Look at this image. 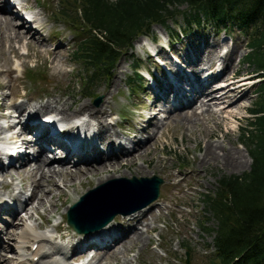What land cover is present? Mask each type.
I'll use <instances>...</instances> for the list:
<instances>
[{
    "label": "rangeland",
    "instance_id": "1",
    "mask_svg": "<svg viewBox=\"0 0 264 264\" xmlns=\"http://www.w3.org/2000/svg\"><path fill=\"white\" fill-rule=\"evenodd\" d=\"M37 1L45 4L49 12L47 11L48 13H44V16L41 15L37 17L39 23H44L45 28L42 32H38L36 37H48L51 32H57L53 42L40 44V46L43 45L41 47L42 49L40 46H36L39 50V52H37L31 49L28 50L25 41L16 44L11 42L9 38L12 36V33L10 32H8V35L4 34V37L0 40V98L4 96L3 101L0 103L3 104L4 107L12 110L16 105L21 103L27 104V106L36 103L44 104L48 101L50 92L55 97H57V95L59 96L58 102L60 103L70 104L72 102H86L94 108L102 106L104 98L108 96L107 102H110V107L107 105L109 112L106 120H111L109 114L116 113L118 116H116L118 118L117 125L123 128V130L121 129L123 133L120 134H124L125 137H132L131 135H133L139 127V125H137V122L139 123L137 116L143 114L141 117L144 119L147 115L149 104L154 100V96H150L152 95L151 92L147 91L150 84L147 85L146 81L145 87L143 86L144 88H141L136 94H132L126 87V80L131 76L132 66L136 64V60L142 64L141 73L144 74V70H149L151 74L153 73L155 76L161 78V75L158 74L167 70L151 56L150 53L153 54L154 51L157 52V57H160L161 61L170 59L174 56L179 58V61L183 63V57L188 55L187 49L189 45H193L194 48L197 49L198 44L201 42H205V46H207L209 42L222 41L223 46L221 49H218V52L221 50L220 52L225 54L229 50H235L232 58L233 67L228 68L221 76V79L236 78V80H242L245 76H248V78H250V83L246 84L245 88L241 89L245 96L238 100L236 104L231 105V107L227 109V112L225 110L224 114H218L222 120H220L217 115L206 116L209 121L206 117L205 119H203V117H197L200 119L198 123L190 127L183 123L180 124V122H176V119L172 117L173 114H171L167 121H162L163 123L158 121L159 124L156 130H148L144 133V135H146H143V138H146L148 135H152V133H155L161 128L156 134V140L152 142L153 146L151 143L148 144L146 149L147 153L142 155V159L137 158V160H135L136 168L142 169V171L149 170L152 174L149 176L141 175V171L137 169L133 171L132 177L150 178L152 176H157L163 181L158 199L148 207H151L150 211L153 212L151 213L152 217L147 215V218H145L146 222L143 221L141 224L137 225L139 230H144L145 235H143L142 240L138 243L128 244L126 246L127 250L124 253H122V249L118 246L114 249L117 253L116 255L108 254L109 256L106 255L104 257V253L98 252L92 260V264H125L124 262H126V264H185L186 258L183 248L187 246L189 249L190 264H211L212 260L215 262L212 248V239L214 235H209L204 232L202 228H204V224L207 228H215L216 224L214 220L209 219L211 216L205 211L202 202L204 199L203 196L213 193L217 186L216 180L218 176H239L249 171L251 158L245 146L239 145L241 134L239 128H242L246 121L251 118L247 110L251 108L253 102L257 100L258 97L255 92L257 88L260 87L259 84L261 81H264V79H257L259 74H255L254 68L243 61L245 56L250 52V48L247 46L248 38L246 39L238 29L232 32L228 31V33L224 32L222 29L218 30L213 25L206 22L202 23L199 27L190 25L189 29H187L183 15L181 13L177 14L175 17L168 19L165 25H152L148 34L144 37H140L134 42L146 40L144 46H142L143 48L134 46L133 44L132 50H129L126 55L120 58L110 80H100L94 85L93 90L90 91L91 94L101 98L100 103L95 105L93 104L95 98H83L80 95V83L82 82V78L86 77V70L80 63L73 62L70 56L75 48L78 36L76 32L70 28L69 24L59 15V19L55 16L60 11L61 3L65 4L66 0ZM29 3H31L30 5L32 6L34 1L29 0ZM185 8L186 6L183 5L179 6L178 9L182 10ZM39 9L40 7H37L35 11L37 12ZM26 27L28 26L26 25ZM1 28L3 33H6L5 28L3 26ZM168 36L171 42L166 44ZM159 47L167 49L162 48L163 51L160 55ZM55 49L56 53H58L51 55V52ZM213 61L217 64L216 68L219 66L222 67V63L219 64L218 59H214ZM233 68H237V72H233ZM11 69L12 71H10ZM28 71L40 75L41 78L29 80L25 76ZM69 97H71V99ZM218 104L219 106L213 107V109L222 107V104ZM223 107H225V105H223ZM2 111L4 113L5 110L2 109ZM190 112L191 110L185 111V113ZM123 116L125 118H123ZM157 118H159V115ZM228 118L232 121L228 120ZM215 122L216 124H214ZM161 124L164 125L161 127ZM0 125H4L1 118ZM215 125H217L218 128H215ZM115 130L116 133H119L118 128H115ZM209 130H214L213 132L215 133L210 135L208 134ZM206 143L210 145L219 144L217 149H220L221 144L226 150L238 153L241 156L242 166L240 168H226L221 159H217L218 161L216 160L213 162V164L217 163L216 165L210 162V164H205L203 166L201 158ZM234 156L236 157L237 154ZM143 161H150V165H153L155 170H153L152 166H148L147 168V162L144 164ZM243 161L245 164H243ZM180 164L181 167L186 168L182 169L179 167ZM179 171H181V173ZM182 171L191 172L193 179L191 178L179 184L178 182L184 180V175L187 174ZM169 174H171V176H169ZM126 178L130 179L131 177ZM93 184L94 183L91 182V186H93ZM67 191L69 194L73 195L71 190ZM85 192L87 191L84 189V192L81 193L80 196ZM73 197L75 196L73 195ZM79 197L77 199H79ZM34 205L35 203L28 205L29 209ZM56 205V207H58L57 214L55 212L53 213L55 216L50 221L49 226H41V229H45L41 232L53 234V226L59 222L61 219L59 215H61L63 211L60 209L59 204ZM47 209H49V204L45 203L39 207L37 211L34 212L31 209L29 211L33 212V218H35L34 216L36 214H42L49 218L50 216L45 214ZM129 210L132 209H128L127 211ZM10 218L11 217L5 216V218L1 220L5 222ZM16 218L22 219L24 216L20 212L19 217ZM115 218H119V215ZM116 221H118V219H116ZM21 222L25 224L24 219H22ZM27 223L35 228L38 223L43 224L44 220H35ZM146 224L150 226L148 232H146ZM63 226L65 227L67 225L64 224ZM68 230L72 231L70 228H68ZM32 231L35 234L40 233V231ZM63 231L64 230H62L61 233H63ZM17 234L18 232H16V238ZM0 238L2 239L0 242V264L5 258H8V264H14V262H10L12 260L11 252H14V249L10 248L11 250H8V247L15 245L14 242H16L17 239H8L6 235L3 236V234H0ZM56 242H60L63 245L65 244L64 241ZM72 256L80 257L81 254L76 253Z\"/></svg>",
    "mask_w": 264,
    "mask_h": 264
},
{
    "label": "bare ground",
    "instance_id": "2",
    "mask_svg": "<svg viewBox=\"0 0 264 264\" xmlns=\"http://www.w3.org/2000/svg\"><path fill=\"white\" fill-rule=\"evenodd\" d=\"M9 1L10 0H0V40L4 37V34L8 35V32H10L12 33V36L9 38L11 42L16 44L25 41L28 50L31 49L37 52H39V50L36 46H40V44L43 43L53 42L54 36L57 32H51L50 36L48 37L44 36L43 38H37L36 34H38L39 31L42 32V30L45 28L44 23L41 22L39 24L40 29H34L27 25L26 22L19 18L17 14H13L11 10H9V7L11 6ZM33 1L34 4L32 6L36 5L40 7V9L36 12L37 17H40L41 15L44 16V13L49 12L45 4L40 3L37 0ZM25 2L31 4L29 3V0H26ZM26 25L28 27H26ZM2 26L5 28L6 33H3L1 30ZM140 43L141 41L136 42L137 46ZM42 46H40V48ZM222 46V41H212L209 42L207 46H204V44L200 43L198 44L197 49L194 48L193 45H189L187 49L188 55L183 57L184 64L181 62L183 64L182 66L185 67L184 70L176 67L171 59V63L168 61V59H166L168 66L172 68V73L175 76L172 78L168 76H162L153 87L147 88V91H151L154 94V100L148 106V112L144 119H142L141 115H138L139 123H137V125H139V127L134 132L132 137H125L124 134H120L123 133V129L121 130V128L118 130L119 133H116L115 128L118 126L117 123L109 121L108 119L106 120L109 112L107 105L110 107V102H107L108 96L104 98L102 106L94 108L86 102H72L70 104L60 103L58 102L59 96L57 95V97H55L50 92L48 97L49 99L44 104L36 103L27 106V104L25 105L24 103H21L16 105L13 110L7 108L10 111L9 113H13L12 115H16V113L19 114L17 122L19 125H22V132L19 134V137L22 139V146L24 147H33L31 142H28L30 138H25L27 137L25 131L36 133L35 142L37 143H43L44 145L49 146L53 144V141L50 140V137L46 138L47 134L42 132L40 127L33 124L34 121H37L39 115L55 116L66 125H68L71 120L85 119L86 121L80 126L82 128H88L94 133L93 137L91 136L85 140H80L74 135L68 137L70 139V145H62L66 154L64 159L57 162V168H52L50 165L51 163H48L47 161L29 155L20 156L18 158V161L20 162L19 167L13 169L9 167H2L0 161V188H3L4 186L11 188L12 181H14L15 178H19L21 190L18 191V194L24 195L26 190H31L30 196L25 198V202L18 205L16 209L8 208V206L5 205H0V234H3V236L6 235L8 239H17L14 243L21 245L30 243L31 246H36L35 251L28 255L24 253H18L20 260L12 259L10 262H14V264H56V262L53 261V258H56L57 256L67 257L69 253L72 254L76 250L84 248L85 246H92L99 251L104 249L105 251L101 250L100 252L104 253L105 257L108 254L116 255L117 253L114 250L115 247L119 246L122 249V253H124L127 250L126 246L128 244H135L142 240L145 232L143 229L139 230L137 225L145 221L147 215L152 217L151 213L153 212L150 211L151 207L144 208L143 210L140 209L126 216L119 215V218H114L109 224L101 228V230H104V232L99 235H77L76 232H73V230L69 231V227L59 226L60 229L64 230L63 233L58 234L59 239L61 241H65L66 245H70V249H68V246L64 248L63 245H58V243L53 241L52 237L50 236H46L44 234H34L32 231L33 229H31V227H27L21 221L22 219L31 220L33 218V212L29 210L31 209L35 212L45 203L49 204V209L45 211V214L48 216H52L54 212L56 213L58 211L56 204H59L60 209L63 210L62 214H65L68 208L76 202V199L80 196V194L84 192V189L85 191H88L90 188H94L93 186L97 187L114 179L132 177L134 170H140L141 175H151L152 172L149 170L142 171V169L136 168L135 160H137V158L142 159V155L147 153V145L150 143L152 144V142L156 140V134L161 128L155 133H152V135H148L146 138H143V135L148 130H156V127H158L157 116L162 113L161 109L165 104H168L169 107L168 111L163 113L166 116L164 117L163 122L168 120L171 114H173L172 117L176 119V122H180V124L183 123L184 125L191 127L192 125L195 126L200 120L197 117H203V119H205V117L208 115H217L220 118L218 114H224L225 110L227 112V109H229L231 105L236 104L238 100L242 99L245 94H243V90L241 89L245 88V85L250 83V78L245 76L238 82L240 84L237 86L231 84L230 80L233 78H225L221 81L228 84L226 87V90L228 91L224 95V102L226 104L221 103L222 107L218 111L210 109L211 103L218 102L214 100V98L211 96V91L208 89L210 83L223 75L228 68L233 67L232 58L235 50H229L223 54L224 56H222L220 54L221 50L218 52V49H221ZM56 49L51 52V55L58 53H56ZM159 52L160 54L162 53L160 49ZM214 59H218V61L222 63V67L217 68L218 70L220 69V71H214L205 79L200 80V78L204 75V72H210L213 70L215 66L213 61ZM187 69H189L188 72L190 76L185 73V70ZM10 71H12V69ZM233 72H237V68H233ZM187 88L188 90H186ZM71 97L69 98L71 99ZM3 99L4 96L0 98V102L3 101ZM198 101L199 105L194 108L193 106ZM223 105H225V107H223ZM5 108L6 107L0 103V118L4 117L2 109ZM186 110H191V112L185 113ZM7 115L6 117L9 119L12 118L13 122H16V118H14V116L11 117ZM114 115L115 114H109V117L114 118ZM25 116L28 117V120L22 123L23 117ZM230 118H228V120H231ZM220 120L222 119L220 118ZM214 124H216V122ZM163 125L164 124H161V127ZM215 128H218V126L215 125ZM213 131L214 130H209L208 134L211 135L215 133ZM3 132V127L0 125V135ZM14 137V135L11 136V138ZM125 144H133V149L127 150ZM218 145L219 144L210 145L209 143H206L205 150L203 148L204 151L201 158L203 166L205 164H210V162L213 164V162L217 159H221L224 167L226 168H240L242 166L241 156L238 153L226 150L221 144L220 149H217ZM235 154H237L236 157L234 156ZM146 162L147 168L148 166H152L153 170H155L154 166L150 165V161ZM146 162L143 161L144 164H146ZM243 164H245V162ZM13 166L15 165L13 164ZM169 176H171V174H169ZM184 176V180L178 182L179 184L192 178L191 172H187V174ZM6 178H9L10 182H5ZM91 182L94 183L93 186H91ZM67 190H71L75 197H73L72 194H69ZM124 190L125 188L123 186H118V184L113 185L101 195L94 206H89L87 208L84 216H82L81 213L79 215H75V212H73V218L78 219L77 223L82 227L91 228L92 226H98L99 222L105 219L110 212L114 211L111 207H114L115 204L110 203L112 206H105L103 205V202L111 197H120L124 195ZM16 194L13 195V199H15V201H17ZM85 194L86 192L82 194V196ZM33 203H35V205L29 209L28 205ZM135 205V202L127 201L123 203V206L115 209H119L120 211L128 210L133 208ZM15 210L19 211L13 212ZM94 210H97L98 212H94ZM20 212H24L26 218L24 217L22 219H17L16 217H19ZM9 214H11V218L8 221L3 222L1 219H4L5 215ZM116 219H118V221H116ZM44 221L45 223H48V218L45 217ZM37 226L40 227V224L38 223ZM59 227L54 228V230L58 231ZM145 227L147 228L146 232H148L150 230V226L146 224ZM16 232H18L17 238ZM107 234H113L112 243L108 249L107 247L101 248L95 241L97 240L98 236ZM116 234H119L121 239L116 237ZM1 238L0 242L2 240ZM10 248L12 247H8V249ZM76 258H81V256H76ZM124 263L126 264V262ZM1 264H8V260L5 258Z\"/></svg>",
    "mask_w": 264,
    "mask_h": 264
},
{
    "label": "trees",
    "instance_id": "3",
    "mask_svg": "<svg viewBox=\"0 0 264 264\" xmlns=\"http://www.w3.org/2000/svg\"><path fill=\"white\" fill-rule=\"evenodd\" d=\"M183 5L185 9H178ZM180 13L187 29L205 22L225 32L238 29L250 48L243 61L264 79V0H66L55 16L78 36L70 56L86 70L80 95L94 99V85L110 80L133 42L152 25H165ZM135 62L126 80L132 94L142 87L141 62ZM26 77L41 78L31 71ZM259 85L258 98L248 109L251 118L240 128V143L251 158L249 171L218 176L216 189L203 196L205 211L216 224L202 228L214 235L211 264H264V81ZM183 249L189 251L187 246Z\"/></svg>",
    "mask_w": 264,
    "mask_h": 264
},
{
    "label": "water",
    "instance_id": "4",
    "mask_svg": "<svg viewBox=\"0 0 264 264\" xmlns=\"http://www.w3.org/2000/svg\"><path fill=\"white\" fill-rule=\"evenodd\" d=\"M101 101L100 97H96L93 100V104L98 105ZM163 181L153 176L152 178H132V179H114L111 180L105 184H102L96 188H93L89 190L84 196L80 198V201L75 205L73 209L76 208L74 211L75 215H79L81 213L82 216H84L87 208L89 206H94L95 203L98 201V199L101 197V195L106 192L110 187L113 185L118 184V186H123L125 188L124 195L120 197H111L103 202V205L109 206L111 204H115L114 207H111L114 211L110 212L108 216L103 220L102 224L100 226H104L107 223H109L116 215L118 214H126L128 211L119 210L115 208H120L123 206L124 202H135L136 205L134 209L131 212L140 210L142 208L147 207L149 204L157 200L159 197V189L162 185ZM134 187V188H132ZM141 196V197H140ZM92 204V205H91ZM87 205V206H86ZM112 206V205H110ZM119 210V211H118ZM98 212L97 210H94V212ZM73 212H70V224L71 226L81 232L80 227L75 223L73 218ZM77 213V214H76ZM83 213V214H82ZM187 264H188V254H187Z\"/></svg>",
    "mask_w": 264,
    "mask_h": 264
}]
</instances>
